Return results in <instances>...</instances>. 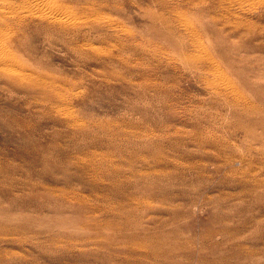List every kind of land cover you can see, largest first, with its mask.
Listing matches in <instances>:
<instances>
[{
    "label": "rangeland",
    "instance_id": "rangeland-1",
    "mask_svg": "<svg viewBox=\"0 0 264 264\" xmlns=\"http://www.w3.org/2000/svg\"><path fill=\"white\" fill-rule=\"evenodd\" d=\"M0 60V264H264V0H0Z\"/></svg>",
    "mask_w": 264,
    "mask_h": 264
},
{
    "label": "bare ground",
    "instance_id": "bare-ground-1",
    "mask_svg": "<svg viewBox=\"0 0 264 264\" xmlns=\"http://www.w3.org/2000/svg\"><path fill=\"white\" fill-rule=\"evenodd\" d=\"M1 61V60H0ZM4 68V67H3ZM11 69V68H10ZM9 70V69H8Z\"/></svg>",
    "mask_w": 264,
    "mask_h": 264
}]
</instances>
